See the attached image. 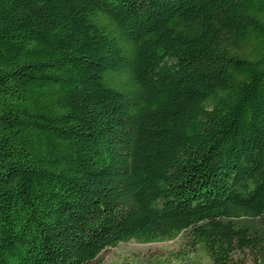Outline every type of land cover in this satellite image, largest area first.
<instances>
[{
  "label": "trees",
  "instance_id": "trees-1",
  "mask_svg": "<svg viewBox=\"0 0 264 264\" xmlns=\"http://www.w3.org/2000/svg\"><path fill=\"white\" fill-rule=\"evenodd\" d=\"M264 0H0V264H95L186 234L264 264Z\"/></svg>",
  "mask_w": 264,
  "mask_h": 264
},
{
  "label": "rangeland",
  "instance_id": "rangeland-1",
  "mask_svg": "<svg viewBox=\"0 0 264 264\" xmlns=\"http://www.w3.org/2000/svg\"><path fill=\"white\" fill-rule=\"evenodd\" d=\"M240 223L264 235V226L257 220L243 217ZM185 236L156 244H120L102 253L95 264H210L201 248L191 249L186 245ZM246 263L255 264L252 257H248Z\"/></svg>",
  "mask_w": 264,
  "mask_h": 264
}]
</instances>
